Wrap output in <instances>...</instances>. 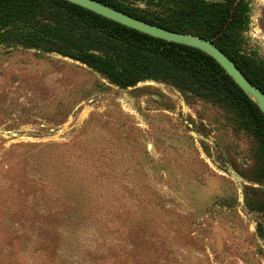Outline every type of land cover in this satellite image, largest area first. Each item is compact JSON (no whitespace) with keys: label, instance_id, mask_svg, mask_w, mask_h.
<instances>
[{"label":"rangeland","instance_id":"obj_1","mask_svg":"<svg viewBox=\"0 0 264 264\" xmlns=\"http://www.w3.org/2000/svg\"><path fill=\"white\" fill-rule=\"evenodd\" d=\"M246 2L238 47L264 69ZM0 132V264H264V152L220 104L0 46Z\"/></svg>","mask_w":264,"mask_h":264},{"label":"trees","instance_id":"obj_2","mask_svg":"<svg viewBox=\"0 0 264 264\" xmlns=\"http://www.w3.org/2000/svg\"><path fill=\"white\" fill-rule=\"evenodd\" d=\"M163 28L214 39L264 92V69L238 47L246 0H173L182 5L146 15L122 0H98ZM152 5L157 0H141ZM0 46L57 54L87 64L111 83L133 87L153 80L235 113L264 152V114L205 52L151 37L66 0H0Z\"/></svg>","mask_w":264,"mask_h":264},{"label":"water","instance_id":"obj_3","mask_svg":"<svg viewBox=\"0 0 264 264\" xmlns=\"http://www.w3.org/2000/svg\"><path fill=\"white\" fill-rule=\"evenodd\" d=\"M66 1L78 5L84 9H87L113 22L119 23L125 27L149 35L151 37L171 43L190 46L205 52L207 55L212 57L226 71V73L233 79V81L259 107V109L264 114V92L258 86L254 85L245 76V74L238 67V65L220 47L216 45L214 39H205L189 33L177 32L163 28L161 26L136 18L124 11L118 10L98 0H66ZM122 1L126 4L132 3L130 0H122ZM83 64L88 66L85 63ZM90 69H92V71H94L102 78H104L106 81H108V83L111 85L119 87L123 90H128L129 88H132V87L117 86L111 83L106 77L100 74V72H98L96 69L93 68ZM189 126L192 127L191 124H189ZM0 136H1V132H0ZM229 173L236 180H242V178L238 176L236 173L231 172L230 170ZM240 191H242V189H240Z\"/></svg>","mask_w":264,"mask_h":264}]
</instances>
